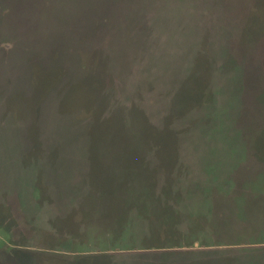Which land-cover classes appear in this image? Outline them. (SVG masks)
Masks as SVG:
<instances>
[{"label": "rangeland", "instance_id": "374dc122", "mask_svg": "<svg viewBox=\"0 0 264 264\" xmlns=\"http://www.w3.org/2000/svg\"><path fill=\"white\" fill-rule=\"evenodd\" d=\"M264 264V0H0V264Z\"/></svg>", "mask_w": 264, "mask_h": 264}, {"label": "crops", "instance_id": "0c3cea01", "mask_svg": "<svg viewBox=\"0 0 264 264\" xmlns=\"http://www.w3.org/2000/svg\"><path fill=\"white\" fill-rule=\"evenodd\" d=\"M32 260L30 256L24 255L16 258L15 264H30Z\"/></svg>", "mask_w": 264, "mask_h": 264}, {"label": "trees", "instance_id": "16d2710c", "mask_svg": "<svg viewBox=\"0 0 264 264\" xmlns=\"http://www.w3.org/2000/svg\"><path fill=\"white\" fill-rule=\"evenodd\" d=\"M145 263H146V262H145ZM145 263H144V264H145ZM138 264H140V263H138ZM141 264H142V263H141ZM147 264H156V262H151V263H147Z\"/></svg>", "mask_w": 264, "mask_h": 264}]
</instances>
